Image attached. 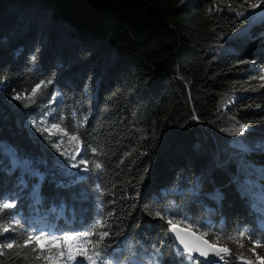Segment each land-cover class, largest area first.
<instances>
[{"label":"trees","instance_id":"trees-1","mask_svg":"<svg viewBox=\"0 0 264 264\" xmlns=\"http://www.w3.org/2000/svg\"><path fill=\"white\" fill-rule=\"evenodd\" d=\"M219 1L0 0V142L13 154L0 151V205L14 204L0 245H21L0 248V264H50L29 234L101 219L106 264H188L169 219L218 237L225 264H261L264 76L247 65L264 67V18L247 25ZM223 115L244 126L240 147L212 134Z\"/></svg>","mask_w":264,"mask_h":264},{"label":"snow or ice","instance_id":"snow-or-ice-1","mask_svg":"<svg viewBox=\"0 0 264 264\" xmlns=\"http://www.w3.org/2000/svg\"><path fill=\"white\" fill-rule=\"evenodd\" d=\"M249 7L257 8L259 7L258 4L249 5ZM239 15H243V13H238ZM34 59V58H33ZM47 83H51V81H48ZM47 83L44 81H41L40 84H37L35 88H33L32 93L27 97V99L30 102H35V96L38 94L39 90L42 88L47 87ZM14 99L20 100L22 99L21 94H17L13 97ZM55 128H59L57 125H53ZM241 132L244 131V126L240 129ZM73 139H77L76 137H72ZM75 166V165H74ZM101 167L100 164H96V168L99 169ZM14 207V204L11 203H3L0 205V210L8 209ZM169 225V231L173 232L175 234L176 240L179 241V243L183 246L184 251L188 253V259L192 260V253L198 252L200 256L205 257L206 259L209 256V253L211 252L213 255L218 257L219 259H223L224 254L229 253V249L227 247H218L219 238L217 237L215 241H209L207 239L202 240V245H196L192 246L186 240L181 236L180 232L177 231V225L182 224L181 221H173L169 219L167 221ZM107 227L106 221L104 220H98L95 224V226L92 228L91 231H85L83 233H77L75 235H56V234H40V235H33L29 234L27 238L24 241L23 246L27 247L33 243V241H36L37 244H39V241L43 240L46 243L43 245L41 250V255L38 256V258H43L50 261V264L53 260V257L51 256H43V250L46 249L49 253H51L52 245H62L61 248H58L56 251L60 257H63L65 255V252L68 253V259L74 260L76 256H83L85 257L89 264H106V261L104 259V252L102 251V242L104 241L105 237L108 236V232L106 231H99L102 228ZM10 228L8 226H4L2 228V231L8 232ZM207 233H204L203 236H207ZM246 235V233H241V236ZM92 236H98L99 239L93 241L90 239ZM232 239V238H230ZM257 246H264L261 245L259 241L256 242ZM14 246H21V245H14L13 243H7L4 245H0V248L6 247L8 249L13 248ZM241 247L243 245L241 244ZM32 251H36V248H32ZM254 252L255 250L252 249ZM3 252H0V255H2ZM177 255H182L179 251H177ZM257 259L261 260V264H264V259H261L259 255H257ZM76 264H83V261H77ZM210 264H213V262H210Z\"/></svg>","mask_w":264,"mask_h":264},{"label":"rangeland","instance_id":"rangeland-1","mask_svg":"<svg viewBox=\"0 0 264 264\" xmlns=\"http://www.w3.org/2000/svg\"><path fill=\"white\" fill-rule=\"evenodd\" d=\"M183 1L186 2L188 0H183ZM244 3L246 6L243 5ZM247 4L248 5L249 4H251V5L258 4L259 7H257V8L249 7V9H247ZM219 5L224 6L226 9H228L230 11V15L235 17V19L237 21H242V20L244 22L247 21V25L255 23L260 18H264V0H221V1H219ZM238 13H243V15H239ZM247 28L245 27L241 30H236L235 33L233 34V38H239L243 34H246ZM247 67H248L249 72L258 73L259 74L258 76L260 77L259 79H261V77L264 76V67H257L254 64V62H252V61L248 63ZM263 87H264V82H263ZM234 100H235L234 96L227 97V99H225L224 102L222 103V105L219 107V110H223L226 107L232 105L234 103ZM227 118H229L227 115H223L220 119L211 123V126L215 127L212 134L217 135V134L221 133L223 135H227L228 137L232 138V140L238 145V147H240L242 145V143H240V141H239V136L242 135L244 133V131L243 132L240 131L241 127L223 128L220 125V123L224 119H227ZM253 147H254V149H259V148L262 149V148H264V142H262V144H261V142L254 143ZM218 148L221 150L222 147H218ZM0 151L3 154H8L7 156H10V158L13 157V154L10 152V150L7 149L1 142H0ZM212 158L215 159L216 157L213 156ZM13 161H14V159H13ZM33 175L36 177V179H38V180L41 179L40 173L34 172ZM21 181L24 182L23 180H21ZM61 214H62V210H61ZM62 219L69 222V220L71 219V212L69 210H67L65 212V214L63 213ZM257 224H258L259 228L264 230V217L259 219ZM40 234H46V235L53 234L52 224H49L42 231L34 233V235H40ZM45 243L46 242L43 240L39 241V244H37V242H36L38 247L41 249ZM58 246L62 247V245H52L51 247H58ZM184 259L188 264H194L193 260H189L187 257H184ZM57 264H72V260L68 259V253L67 252H66V256L59 257V259L57 260Z\"/></svg>","mask_w":264,"mask_h":264},{"label":"water","instance_id":"water-1","mask_svg":"<svg viewBox=\"0 0 264 264\" xmlns=\"http://www.w3.org/2000/svg\"><path fill=\"white\" fill-rule=\"evenodd\" d=\"M227 119H229L232 123H234L235 127H239V125H237L235 122H233L230 118H227ZM168 229H169V226H168ZM168 229H167L168 238H169V242L172 245L173 249L176 252L179 251L180 253H182V255L184 257H188V253L184 251L183 246L179 243L178 240H176L175 234L173 232H170ZM177 231L180 232L181 236L190 245H192V246H196V245L203 246L202 240L205 238H203L201 235L195 233L191 229L177 225ZM222 255H223V257H225L227 254L222 253ZM192 257H193V259H192L193 261H198L200 264H210V262H213V264H225V261L223 259H219L215 255H213L211 252L209 253V256L207 259L205 257L200 256L199 253L195 252V251L192 253Z\"/></svg>","mask_w":264,"mask_h":264},{"label":"bare ground","instance_id":"bare-ground-1","mask_svg":"<svg viewBox=\"0 0 264 264\" xmlns=\"http://www.w3.org/2000/svg\"><path fill=\"white\" fill-rule=\"evenodd\" d=\"M234 99V98H233ZM220 125L223 127V128H235L234 126V123H232L230 120L228 119H224ZM240 127V126H239ZM240 129V128H239ZM245 129V128H244ZM233 132V131H232Z\"/></svg>","mask_w":264,"mask_h":264}]
</instances>
